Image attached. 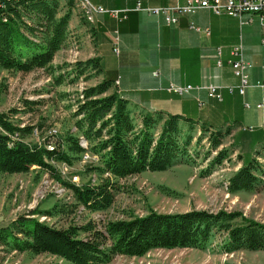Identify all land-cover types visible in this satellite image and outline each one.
I'll use <instances>...</instances> for the list:
<instances>
[{"label": "trees", "instance_id": "1", "mask_svg": "<svg viewBox=\"0 0 264 264\" xmlns=\"http://www.w3.org/2000/svg\"><path fill=\"white\" fill-rule=\"evenodd\" d=\"M58 1L0 0V69L25 74L50 67L55 53L70 36L73 0H64L66 11L56 17ZM76 66L81 67L78 71L82 74L92 70L101 75L103 71L97 57ZM35 104L23 100L22 106L30 111ZM76 107V127L90 151L98 155V164L88 168L98 174L97 183L76 185L65 181L50 164H70L84 152L77 136L56 139L54 147L27 144L25 139L33 136L37 127L15 124L8 113H0V173L22 174L36 166L72 193L73 208L98 212L112 204L117 180L143 172H163L175 161L190 158L193 140L197 144L206 138L209 148L216 151L206 173L229 157L225 148L219 149L230 133L229 125L216 128L163 111L136 113L131 101L120 96L113 79L103 77L96 85L84 88ZM196 130L199 134L194 137ZM255 154L253 158H240V167L228 180L229 192L251 191L262 182L264 167L257 157L264 159V146ZM58 211L69 208L60 207ZM53 212L32 210L0 227V264L11 252L48 254L68 264H105L114 256L142 257L154 249H204L215 231L226 233L221 244L224 253L264 250V223L238 211L160 213L150 209L141 216L108 220L100 227L89 220L66 228L31 217L38 213L51 216Z\"/></svg>", "mask_w": 264, "mask_h": 264}, {"label": "rangeland", "instance_id": "2", "mask_svg": "<svg viewBox=\"0 0 264 264\" xmlns=\"http://www.w3.org/2000/svg\"><path fill=\"white\" fill-rule=\"evenodd\" d=\"M74 9L91 24L86 20L80 2L73 0ZM65 11V1L59 0L56 17H60ZM238 21L236 18L234 26L237 34L242 36L244 44L250 47L257 46L261 31L258 16L244 13L243 23L240 25ZM78 45L76 38L70 35L67 42L55 53L50 67L46 69H36L25 74L0 69V113H8L11 122L20 126L37 127L34 135L25 139L27 144L50 143L56 139H64L66 135L77 136L80 145L85 149L84 152L71 159L70 164L56 161H50V164L63 180L82 185L88 182L97 183L98 174L88 171V168L98 164V155L90 151V146L76 127L79 120V117L74 116L77 100L81 98L84 88L96 85L103 77L113 79V69L117 67L112 64L106 68L102 63L101 75L95 74L92 70L79 73L81 67H77L76 64L81 62L80 59L88 57L89 52L86 51L81 56V47ZM147 70L149 68L141 65L136 68L134 75L144 74ZM128 84L138 90L147 85L136 81ZM23 100L37 104L33 106V110L28 111L22 106ZM12 109H16L17 113H12ZM253 110L255 109H246L242 106L241 109L228 113L223 120L219 117L221 122L213 116L209 117V120L213 121H208L209 125L219 128L225 123L224 125L228 124L232 130L223 138L219 147L225 148L229 154L228 159L220 166L206 173L208 162L216 151L209 148L206 138L197 144H194L193 140L190 158L175 161L163 172H143L117 180L118 189L113 191V202L103 211L91 212L81 206L73 208L72 193L36 166L22 174L0 173V227L32 210L38 212L53 210L51 216H42L38 213L31 217L56 228L78 226L89 220L100 227L108 220L126 219L130 215L141 216L150 209L160 213L185 212L192 209L210 212L238 211L248 218L264 223V178L251 191L236 193L228 191V180L240 167V158L245 160L250 156L256 157L255 152L261 151L264 146V141H255L259 139L258 134L250 142L251 132L245 129L251 128L252 132L256 129L248 125L251 122L239 117ZM205 112L207 113V111L197 113L200 122L206 121L203 118ZM258 112L263 113L264 110ZM260 124L264 127L263 120ZM198 134V130L193 133L194 137ZM252 134L255 136V133ZM85 153L90 157L85 159ZM257 160L264 167V159L257 157ZM73 177H77V181H73ZM65 206L69 211H58L60 207ZM225 237V232L215 231L204 249H154L142 257L114 256L105 264H264V250L224 253L221 244ZM1 264L68 263L48 254L11 252L5 256Z\"/></svg>", "mask_w": 264, "mask_h": 264}, {"label": "crops", "instance_id": "3", "mask_svg": "<svg viewBox=\"0 0 264 264\" xmlns=\"http://www.w3.org/2000/svg\"><path fill=\"white\" fill-rule=\"evenodd\" d=\"M89 1L119 12L117 17L106 13L97 14L89 24L81 14L72 9V17L69 21L70 35L79 43L81 56L86 51L89 52V56L80 61L97 57L100 65L103 63L106 68L114 64L117 67L113 69L115 86L120 96L130 100L135 106L136 113L141 110L163 111L199 119L197 113L207 111L203 118L208 124L209 117L213 116L221 122L220 120L227 117L228 113L235 112L248 103L249 109L255 110L239 117L251 122L248 125L256 129L254 132L248 130L251 132L250 142L257 137V134L259 139L255 141H264V127L260 124V121L264 122V112L259 113L255 108L263 92L253 86L256 81H264V45L260 42L262 30L258 35V45L250 47L244 44L242 36L236 32L234 26L236 18L224 13L215 15L208 9H199L192 15L182 16L177 25L169 26L161 16L134 10L137 3L143 7H164L182 5L186 0ZM220 1L224 3L225 0ZM190 21L199 26L201 31L190 29ZM238 23L241 25L240 20ZM204 29H208L210 34L206 35ZM115 36L118 37L120 50L118 56L112 51ZM240 41L243 46V58L250 64L247 69L250 87L243 96L237 92L230 94L223 89L222 101L219 102L208 98L205 90L192 91L183 97L164 90L170 83L193 86L215 84L222 87L236 85L238 80L226 60L229 47ZM217 47H222L223 50L224 63L220 68L216 65ZM141 65L149 70L135 76L136 68ZM132 81L147 85L141 90L134 89L128 84ZM197 98L205 107L198 106ZM224 124L223 128L228 125ZM252 133H255V136Z\"/></svg>", "mask_w": 264, "mask_h": 264}, {"label": "built area", "instance_id": "4", "mask_svg": "<svg viewBox=\"0 0 264 264\" xmlns=\"http://www.w3.org/2000/svg\"><path fill=\"white\" fill-rule=\"evenodd\" d=\"M87 5L90 6V15L95 17L97 14H109L113 17H117L119 10H108L101 5L94 4L89 0H85ZM199 9H208L215 15H220L222 13L238 18L242 24V16L244 13L256 14L259 18L260 27L262 30L260 42L264 45V0H225L224 3H221L220 0H186L185 4L176 5V6H164V7H143L140 3H137L134 7L136 11L146 12L149 15L161 16L165 24L169 26L177 25L179 19L182 16L192 15L196 13ZM127 11V10H125ZM251 22V20L249 21ZM189 28L197 32L201 31V28L197 26L194 22H189ZM206 35H209L210 32L208 29L203 30ZM112 51L115 55H119L120 50L118 46V37L115 36L112 43ZM222 47H217L215 49V58L217 68L223 66L222 58ZM227 64L230 65V68L237 78V84L233 86H219L215 84L209 85H175L170 83L164 90L170 94L183 97L188 95L192 91L205 90L208 98L215 99L216 101H222V90L226 89L228 93L232 94L237 92L240 96L245 94V91L250 87L249 75L247 69L250 67V64L246 62L243 58V46L241 41L235 45L229 47ZM254 87L262 90V95L260 100L255 104L257 110L264 109V81H256L253 85ZM198 106L202 107L203 102L200 99H196ZM246 109L250 108L248 103L244 104ZM245 130L252 131L253 129L247 128ZM46 145H53V142L47 143ZM90 156L85 153L84 158L87 159ZM73 181H77V177H73Z\"/></svg>", "mask_w": 264, "mask_h": 264}, {"label": "bare ground", "instance_id": "5", "mask_svg": "<svg viewBox=\"0 0 264 264\" xmlns=\"http://www.w3.org/2000/svg\"><path fill=\"white\" fill-rule=\"evenodd\" d=\"M75 1L81 3V7H82V10H83L84 16L86 17V20H88L90 23H92L94 17L89 16L90 15V6L87 5L85 0H75Z\"/></svg>", "mask_w": 264, "mask_h": 264}]
</instances>
